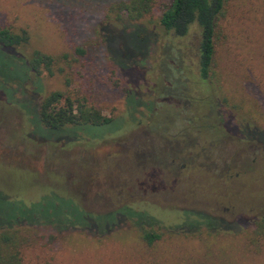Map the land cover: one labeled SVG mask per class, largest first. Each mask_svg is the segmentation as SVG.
<instances>
[{
  "label": "rangeland",
  "instance_id": "374dc122",
  "mask_svg": "<svg viewBox=\"0 0 264 264\" xmlns=\"http://www.w3.org/2000/svg\"><path fill=\"white\" fill-rule=\"evenodd\" d=\"M107 9L98 0H0V28L29 36L16 54L0 50V73L10 78L0 81V214L31 217L45 206L96 230L128 208L156 220L163 236L146 246L134 220L123 218L100 239L39 226L22 264H264V238L253 232L264 219V0L226 1L214 84L200 86L187 70L185 90L172 94L159 90L177 77L171 71L182 56L158 26L160 11L139 22L142 30L124 33ZM103 25L115 30L107 29L112 59ZM35 51L53 58L52 74L31 72L22 87L7 83L23 77L17 58ZM53 92L113 121L39 127L33 109ZM179 137L193 140L192 166L168 165L167 153L158 163L159 138ZM202 212L222 223L196 229Z\"/></svg>",
  "mask_w": 264,
  "mask_h": 264
},
{
  "label": "trees",
  "instance_id": "16d2710c",
  "mask_svg": "<svg viewBox=\"0 0 264 264\" xmlns=\"http://www.w3.org/2000/svg\"><path fill=\"white\" fill-rule=\"evenodd\" d=\"M58 1L63 3L64 1L70 2L71 0ZM226 1L169 0L165 4L161 3L162 0H98L100 4L107 5V17L114 15L115 20L123 22V26L120 29L124 33L132 32L135 29L142 30L143 26L139 22L150 16L156 9L160 11L157 20L158 26L162 28L165 37L175 42V48L179 51L178 55L179 57L182 56L180 58L181 61L173 63L174 69L171 71L177 77L172 76L173 80L169 83L163 81L161 85L159 91L164 94H172L176 90H185V82H183V75L181 73L187 70L196 73V83L200 86L208 83L214 84L212 79L215 75L213 69L216 31L221 18L224 16ZM103 26L100 29L102 34L101 39L106 46L108 54L111 56L107 47L109 46L107 29L113 31L114 28L108 25ZM138 33L140 34L141 31ZM191 39H194V41ZM28 41L29 36L24 30L15 33L8 28H0V50L5 49L8 52L13 50L15 53V49L27 44ZM115 47L121 51V48L119 49L117 44ZM77 52L84 54V50L77 49ZM146 54L141 58L142 60L145 59ZM186 54L193 57L190 59L191 64L183 60L184 57L188 56ZM12 56L17 58L15 55ZM17 61L23 64V77L21 80L19 79L20 81L11 80L12 82L7 83L22 87V83L27 80L31 72H34L38 76L43 71L48 75L52 74L51 66L53 58L38 51L33 52L30 58L21 56V58H17ZM4 79L10 80L6 75L4 76L0 73V81L3 82ZM127 94L129 93L127 92ZM33 110V115L37 119L38 126L49 131L61 130L67 126H103L113 121L111 118L104 116L96 108L88 106L83 100H71L68 97H64L60 92H53L47 95L39 101L37 110ZM10 205L13 206V204ZM73 206H71L72 209ZM75 207L83 211L78 205ZM53 208L56 209L57 205H54ZM40 209L35 212L36 214L25 218L17 215L11 216L12 214H0V264H22V251L24 248L37 243L34 242L36 241V235H33L32 232L33 229L39 226H48L56 232L80 229L82 233L95 236V239H100L117 228L116 225L123 218L124 220H134L136 226L139 227V238L146 246H153L163 236L158 228H154L158 224L156 220L146 213L135 212L128 208L111 212V214L120 213L122 216L117 218V222L111 224L110 227L96 230L95 228H88L84 224H76L73 221L69 222L67 219L62 220L45 206ZM202 214L205 215L202 221L198 220L193 224V227L197 229L199 226H205L208 230H215L216 226L213 223L221 221L206 213L202 212ZM254 225L255 229L253 232L257 237L264 238V219L258 220ZM193 227L188 228L189 231H193ZM193 232L195 233L196 231ZM50 237L56 240V237Z\"/></svg>",
  "mask_w": 264,
  "mask_h": 264
},
{
  "label": "flooded vegetation",
  "instance_id": "af4514ba",
  "mask_svg": "<svg viewBox=\"0 0 264 264\" xmlns=\"http://www.w3.org/2000/svg\"><path fill=\"white\" fill-rule=\"evenodd\" d=\"M163 143H161V146L156 149L159 158H157L158 163L160 162H165V159L161 158L163 155L166 153L169 155L168 156V165H174L177 166V163H181L182 165L179 167V169L183 170L186 169L187 167L192 166V164L195 162V156L191 154V146H192V141L189 139L188 141L185 140L182 137L177 138V141H168L167 139L164 138H159ZM166 140V141H165ZM155 138L149 137L146 135V139L143 141V143H146L145 145H150L153 147L155 151ZM187 141V143H185ZM182 152H186V154L182 155ZM144 157L146 158H153L149 154H143ZM156 157V156H154Z\"/></svg>",
  "mask_w": 264,
  "mask_h": 264
}]
</instances>
